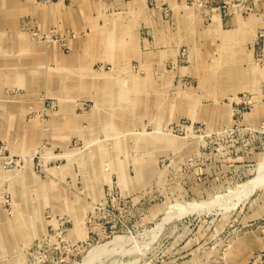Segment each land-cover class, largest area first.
<instances>
[{
	"label": "rangeland",
	"instance_id": "374dc122",
	"mask_svg": "<svg viewBox=\"0 0 264 264\" xmlns=\"http://www.w3.org/2000/svg\"><path fill=\"white\" fill-rule=\"evenodd\" d=\"M263 161L264 0H0V264H264Z\"/></svg>",
	"mask_w": 264,
	"mask_h": 264
},
{
	"label": "bare ground",
	"instance_id": "6f19581e",
	"mask_svg": "<svg viewBox=\"0 0 264 264\" xmlns=\"http://www.w3.org/2000/svg\"><path fill=\"white\" fill-rule=\"evenodd\" d=\"M262 183H264V161L261 162L259 164V167H258V173L256 174V176H254L252 179L248 180V181H245L244 183L240 184L239 186L235 187L234 189L232 188V190H230L232 193L236 194V195H239V193H241V191H243L244 189H248L249 191V188H254L256 186H260L262 185ZM229 192V193H231ZM245 193L247 191H244ZM245 193H242V194H245ZM241 194V196H238V197H242L243 195ZM223 195V194H222ZM226 195V194H225ZM229 195V194H228ZM232 196V194L230 195V197ZM222 197V196H221ZM229 197V198H230ZM239 199V198H238ZM215 200V199H214ZM211 202L213 201L210 200ZM217 201V199H216ZM216 201H213L216 203ZM208 202V201H207ZM210 202V203H211ZM209 203V204H210ZM190 204V203H188ZM187 204V205H188ZM205 204L207 205V203L205 202ZM214 205V203H212ZM220 204V202H219ZM182 205V204H181ZM200 205V204H199ZM203 205V204H202ZM179 206V205H178ZM210 206V205H209ZM182 207V206H181ZM183 210V209H182ZM179 215V214H178ZM155 228V227H154ZM157 229V228H155ZM156 231V230H155ZM146 232V231H145ZM149 231L147 230V233ZM153 232V231H152ZM143 234V233H142ZM150 234V233H149ZM148 234V235H149ZM147 235V234H145ZM143 236V235H142ZM145 237V236H144ZM143 238V237H142ZM121 239H123L121 236L120 237H116L115 239L111 240V241H108L106 243H104L103 245L101 246H98L96 248H94L92 250V252L90 253V255L80 264H90L93 259L97 256L98 253H100V255L102 256L103 254L105 253H108L109 251L113 250L115 245L117 244V242L119 241H122ZM143 240V239H142ZM149 241V239H147ZM129 241V240H128ZM96 255V256H95ZM99 255V254H98Z\"/></svg>",
	"mask_w": 264,
	"mask_h": 264
}]
</instances>
